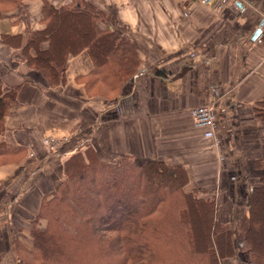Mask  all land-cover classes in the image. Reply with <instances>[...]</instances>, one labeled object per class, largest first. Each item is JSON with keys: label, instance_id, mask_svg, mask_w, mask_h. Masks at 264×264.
I'll use <instances>...</instances> for the list:
<instances>
[{"label": "crops", "instance_id": "obj_1", "mask_svg": "<svg viewBox=\"0 0 264 264\" xmlns=\"http://www.w3.org/2000/svg\"><path fill=\"white\" fill-rule=\"evenodd\" d=\"M88 1L138 48L139 69L111 104L90 100L77 82L93 68L85 51L68 58L65 83L49 89L19 49L1 42V35L24 39L26 25L0 19V86H18L3 140L26 151L0 164V264H16L11 244L29 243L43 196L85 143L105 163L128 156L183 168L185 190L213 194L225 225L237 217L240 190L264 177V0H234L220 12L197 0ZM41 5L24 2L31 29L40 27ZM201 105L214 111L211 128L192 126L189 111ZM47 136L64 138L57 151L42 145ZM248 259L240 252L221 264Z\"/></svg>", "mask_w": 264, "mask_h": 264}, {"label": "trees", "instance_id": "obj_2", "mask_svg": "<svg viewBox=\"0 0 264 264\" xmlns=\"http://www.w3.org/2000/svg\"><path fill=\"white\" fill-rule=\"evenodd\" d=\"M25 1L0 0V19L26 25L24 39L1 35V42L19 49L49 89L65 83L68 58L85 51L93 68L77 82L87 96L95 91L116 99L138 71V48L88 0L59 7L41 0L37 29L29 27ZM17 89L0 86V164L26 153L3 140ZM62 166V180L43 196L31 223L29 243L11 244L22 264H221L240 252L249 259L237 264H264V177L250 190L247 212L225 225L216 220L213 194L185 190L188 179L179 166L136 164L128 156L105 163L89 144Z\"/></svg>", "mask_w": 264, "mask_h": 264}, {"label": "built area", "instance_id": "obj_3", "mask_svg": "<svg viewBox=\"0 0 264 264\" xmlns=\"http://www.w3.org/2000/svg\"><path fill=\"white\" fill-rule=\"evenodd\" d=\"M199 4L211 8L216 12L225 9L234 0H197ZM192 126L196 129L211 128L214 124L215 114L209 105H201L192 108L189 111ZM42 145L47 148L49 152H54L59 141L55 137L44 138ZM31 155V154H30Z\"/></svg>", "mask_w": 264, "mask_h": 264}, {"label": "rangeland", "instance_id": "obj_4", "mask_svg": "<svg viewBox=\"0 0 264 264\" xmlns=\"http://www.w3.org/2000/svg\"><path fill=\"white\" fill-rule=\"evenodd\" d=\"M106 15V14H105ZM108 17V16H107ZM109 18V17H108ZM110 21H111V19H110ZM110 24H112V22H110ZM128 40V39H127ZM18 55V54H17ZM20 59H21V57L20 56H18ZM138 69H139V66H138ZM137 69V70H138ZM129 81V80H128ZM45 82V81H44ZM126 85V84H125ZM124 89V87H122L121 88V92H122V90ZM84 90V89H83ZM89 94L90 95H88V98L90 99V100H95V101H102V102H105L106 104H111V103H113L114 101H115V99H113V98H109L108 96L106 97H102V96H98V94L96 95V93H95V91H90L89 92ZM96 95V96H95ZM119 95V94H118ZM49 137H55V138H57L58 139V141H59V144L56 146V149H55V151H57L58 150V148L60 147V144H61V142H63L64 141V138H58V137H56V136H47V137H45V138H49ZM44 139V138H43ZM42 139V140H43ZM41 140V141H42ZM86 144H89L94 150H95V148L92 146V144L91 143H85V144H83L77 151H79V150H81V151H84V146H86ZM76 151V152H77ZM96 152V151H95ZM75 153V152H74ZM73 153V154H74ZM261 179V178H260ZM260 179H258V180H254L253 181V183H252V186H251V188L253 187V186H255V185H257V184H259V181H260ZM251 188H249V190H240V192H241V195H240V197H239V199H238V210H239V212H238V214H237V217H236V219L235 220H237L241 215H243L244 213H246L247 212V209H248V195H249V193H250V190H251ZM35 218V217H34ZM34 220V219H33ZM38 225L39 226H41V227H43L44 226V223L43 222H39L38 223ZM31 227V226H30ZM30 229V228H29ZM29 229L27 230V231H29ZM28 233V232H27ZM18 256H17V255ZM16 254H12V259L11 260H9V261H14V263H16V264H22L21 263V260H20V258H19V256L21 257L22 256V254L21 253H16Z\"/></svg>", "mask_w": 264, "mask_h": 264}, {"label": "water", "instance_id": "obj_5", "mask_svg": "<svg viewBox=\"0 0 264 264\" xmlns=\"http://www.w3.org/2000/svg\"><path fill=\"white\" fill-rule=\"evenodd\" d=\"M255 36H256V34H255ZM255 36H254V37H255Z\"/></svg>", "mask_w": 264, "mask_h": 264}]
</instances>
